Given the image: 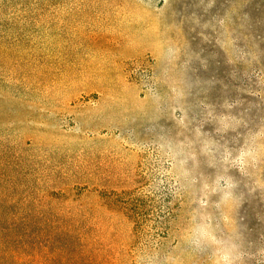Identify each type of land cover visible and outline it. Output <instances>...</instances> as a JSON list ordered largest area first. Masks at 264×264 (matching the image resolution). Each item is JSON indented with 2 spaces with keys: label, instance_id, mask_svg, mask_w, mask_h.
Listing matches in <instances>:
<instances>
[{
  "label": "rangeland",
  "instance_id": "rangeland-1",
  "mask_svg": "<svg viewBox=\"0 0 264 264\" xmlns=\"http://www.w3.org/2000/svg\"><path fill=\"white\" fill-rule=\"evenodd\" d=\"M76 184L167 229L144 246L94 196L45 200ZM0 245V264H264V0H0Z\"/></svg>",
  "mask_w": 264,
  "mask_h": 264
},
{
  "label": "trees",
  "instance_id": "trees-1",
  "mask_svg": "<svg viewBox=\"0 0 264 264\" xmlns=\"http://www.w3.org/2000/svg\"><path fill=\"white\" fill-rule=\"evenodd\" d=\"M88 195L94 196L96 198V207L99 206L98 208H105L107 210L119 212L124 215V218H126L131 224V235L139 236V238L142 236L140 240L145 239V243H143L144 246H147L149 240L153 239L154 237L161 236L163 231L167 229L166 226L160 224V222L153 223V219L149 220L146 217L149 214H157L159 210L154 208L153 206H149L148 204H142V206L134 205L132 203L133 200L130 191H98L97 189L93 190L85 186H79L76 184L71 187L68 186L60 189L53 188L52 190H48L46 192L45 200H60L59 202H70L71 206L74 203H84L85 199L88 198ZM146 195L147 194H145L144 191L141 192V203L146 200ZM67 222H65V225L60 226V228L62 229V233H64L65 236H67L75 227L74 223L71 220ZM15 223L17 224L18 222ZM20 226L23 225L18 223L16 226V230ZM33 229L34 227L32 228V230ZM50 233L51 232L49 231H45L46 235H50ZM17 236H24V234L17 231ZM140 260L142 261L143 259L140 258Z\"/></svg>",
  "mask_w": 264,
  "mask_h": 264
}]
</instances>
